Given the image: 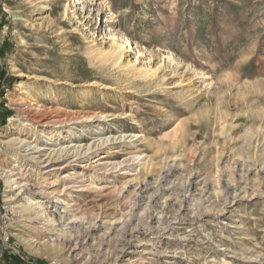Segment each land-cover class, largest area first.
I'll return each mask as SVG.
<instances>
[{
    "label": "rangeland",
    "instance_id": "rangeland-1",
    "mask_svg": "<svg viewBox=\"0 0 264 264\" xmlns=\"http://www.w3.org/2000/svg\"><path fill=\"white\" fill-rule=\"evenodd\" d=\"M0 264H264V0H0Z\"/></svg>",
    "mask_w": 264,
    "mask_h": 264
},
{
    "label": "bare ground",
    "instance_id": "bare-ground-1",
    "mask_svg": "<svg viewBox=\"0 0 264 264\" xmlns=\"http://www.w3.org/2000/svg\"><path fill=\"white\" fill-rule=\"evenodd\" d=\"M129 44V42H127ZM92 118V114H82L80 116H69V115H45L43 113H38L36 115H30L28 120L29 131L33 132L34 139L29 141L27 138H21L16 136L11 138L9 141L17 149L24 152L25 155L29 156V159L40 162L42 156L47 155L43 158L42 162L50 163L54 158L59 159L64 155L75 156L79 150V145L75 144H66L62 145V142H59L66 133L70 131L69 123L71 121H76L81 119L82 121ZM27 124V123H25ZM24 125V124H23ZM43 132V135L39 133ZM39 135V136H38ZM72 135V133H71ZM39 137H45V145H52V149L48 148L47 153H42L43 149L37 145V140ZM30 138V137H29ZM40 139V138H39ZM34 142V143H33ZM58 146V147H57ZM57 147V148H55Z\"/></svg>",
    "mask_w": 264,
    "mask_h": 264
},
{
    "label": "built area",
    "instance_id": "built-area-1",
    "mask_svg": "<svg viewBox=\"0 0 264 264\" xmlns=\"http://www.w3.org/2000/svg\"><path fill=\"white\" fill-rule=\"evenodd\" d=\"M8 237H6V240H7Z\"/></svg>",
    "mask_w": 264,
    "mask_h": 264
}]
</instances>
